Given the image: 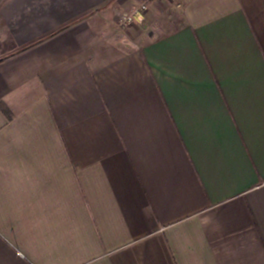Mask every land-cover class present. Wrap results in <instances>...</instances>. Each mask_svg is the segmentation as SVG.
I'll return each instance as SVG.
<instances>
[{
  "label": "crops",
  "instance_id": "obj_1",
  "mask_svg": "<svg viewBox=\"0 0 264 264\" xmlns=\"http://www.w3.org/2000/svg\"><path fill=\"white\" fill-rule=\"evenodd\" d=\"M0 0V264H264V0Z\"/></svg>",
  "mask_w": 264,
  "mask_h": 264
},
{
  "label": "built area",
  "instance_id": "obj_2",
  "mask_svg": "<svg viewBox=\"0 0 264 264\" xmlns=\"http://www.w3.org/2000/svg\"><path fill=\"white\" fill-rule=\"evenodd\" d=\"M156 0H141L133 11L123 14L118 22V26L122 29L133 25L134 23H140L144 20L145 14L149 10L150 4Z\"/></svg>",
  "mask_w": 264,
  "mask_h": 264
},
{
  "label": "rangeland",
  "instance_id": "obj_3",
  "mask_svg": "<svg viewBox=\"0 0 264 264\" xmlns=\"http://www.w3.org/2000/svg\"><path fill=\"white\" fill-rule=\"evenodd\" d=\"M141 0H139V2H140ZM144 21V20H143ZM143 21L142 22H140V23H143ZM135 24H137V23H134L133 25H135ZM132 26V25H131Z\"/></svg>",
  "mask_w": 264,
  "mask_h": 264
}]
</instances>
